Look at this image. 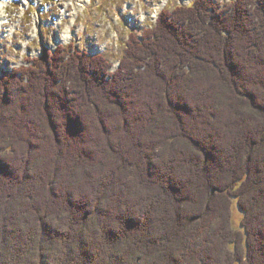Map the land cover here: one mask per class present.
<instances>
[{
	"label": "trees",
	"instance_id": "obj_1",
	"mask_svg": "<svg viewBox=\"0 0 264 264\" xmlns=\"http://www.w3.org/2000/svg\"><path fill=\"white\" fill-rule=\"evenodd\" d=\"M27 62L0 76V264H264V0L165 8L116 71Z\"/></svg>",
	"mask_w": 264,
	"mask_h": 264
},
{
	"label": "rangeland",
	"instance_id": "obj_2",
	"mask_svg": "<svg viewBox=\"0 0 264 264\" xmlns=\"http://www.w3.org/2000/svg\"><path fill=\"white\" fill-rule=\"evenodd\" d=\"M5 0L0 24V76L40 58L46 50L74 44L80 52L103 55L117 70L129 34H141L154 25L165 8L190 6L194 0ZM228 4L233 0H214ZM163 7L158 9L159 5ZM3 9V8H2ZM71 31L66 40L64 32ZM58 38L61 39L58 44ZM71 41V42H70ZM70 42V43H69ZM68 43V44H67ZM100 49L99 51H97ZM97 51V52H95ZM242 212L235 205L234 224L240 228Z\"/></svg>",
	"mask_w": 264,
	"mask_h": 264
},
{
	"label": "bare ground",
	"instance_id": "obj_3",
	"mask_svg": "<svg viewBox=\"0 0 264 264\" xmlns=\"http://www.w3.org/2000/svg\"><path fill=\"white\" fill-rule=\"evenodd\" d=\"M31 0H25V3H28V2H30ZM88 1H90V0H81L80 2L81 3H79V5H78V8L76 9H74V11L76 12L78 9H83L84 8V5H85V3L86 2H88ZM5 0H0V15H3L4 13H5V11L6 10H4V8H6V6H5ZM163 7V4H160L159 5V7H158V9H160V8H162ZM3 8V9H2ZM214 14V13H213ZM1 20H3V16H0V21ZM0 24H1V22H0ZM227 26V25H226ZM69 36H71V31L69 30V29H67L65 32H64V38L66 39V40H68V39H70L69 38ZM61 39H59L58 38V44H63V43H59V41H60ZM71 42V41H70ZM69 42V43H70ZM68 44V43H67ZM100 49H98L97 51H99ZM97 51H95V52H97ZM193 51V50H192ZM198 51V50H197ZM258 256V255H257ZM258 261V260H257ZM256 262V261H255ZM254 263V262H253Z\"/></svg>",
	"mask_w": 264,
	"mask_h": 264
}]
</instances>
